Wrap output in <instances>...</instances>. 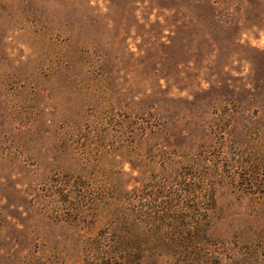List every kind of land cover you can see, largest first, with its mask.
I'll list each match as a JSON object with an SVG mask.
<instances>
[{"label": "rangeland", "instance_id": "1", "mask_svg": "<svg viewBox=\"0 0 264 264\" xmlns=\"http://www.w3.org/2000/svg\"><path fill=\"white\" fill-rule=\"evenodd\" d=\"M0 264H264V0H0Z\"/></svg>", "mask_w": 264, "mask_h": 264}]
</instances>
